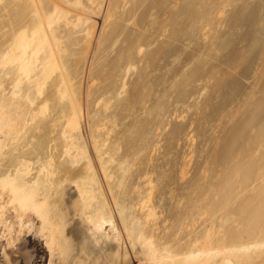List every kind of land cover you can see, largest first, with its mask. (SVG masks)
Listing matches in <instances>:
<instances>
[{"label":"bare ground","instance_id":"bare-ground-1","mask_svg":"<svg viewBox=\"0 0 264 264\" xmlns=\"http://www.w3.org/2000/svg\"><path fill=\"white\" fill-rule=\"evenodd\" d=\"M166 1L173 4L166 7L171 16V29H168L169 33L166 31L169 35L164 36L168 42H164L161 51L157 50L158 66L160 60L164 66L172 65L164 61L178 49L175 42L179 39L172 27V24L177 23L175 17L178 13L186 14L178 25L181 30L187 29L183 36L190 40V31L194 26V0H0L2 264H18L20 261L31 264L34 256L26 249L27 244L35 249L40 264L43 260L48 261V264H264V158H257L260 148L264 147V135L258 139L253 137L256 140L255 149L248 151L247 147L243 150L241 154L248 151L241 157L243 162H240L241 158L238 160L237 156L241 155L238 152L236 163L229 165L227 175L223 174L218 186L197 193L184 208L176 205L180 211L168 215L171 223L165 216L164 223L168 224L161 226L156 206L153 205L154 188L148 190L152 188L147 189L143 185L147 190H141L144 192L141 193L138 190L142 187L136 188V184L139 202L126 205L123 201L118 204L119 200L117 202L112 192L113 185L110 184L114 181V171L111 172L110 167L118 160L122 146L121 141L117 142V137L113 140L114 135H119L117 128H113L118 126H115L116 118L111 122L107 113L114 98L103 99L104 95L97 94L96 87L89 85L85 89L86 98L91 101L97 95L93 104L96 102V107L107 116L100 117L99 112L90 116L86 140L81 133L80 116L84 110L87 115L91 114L90 105H84L80 100L74 105L69 99L68 85L75 77L71 67L77 65L71 57L83 59L89 50H93L94 59L96 53L102 50L104 41L114 36V32L106 34L107 24L113 19L128 20L129 15L135 14L130 5L140 8L143 18L150 12L146 2L153 6V2L165 4ZM179 1L182 4L180 10L177 8ZM104 3L108 5L105 10ZM198 9L204 10L205 7L200 5ZM101 13L103 22L96 39L97 20L94 17L99 19ZM206 14L207 11H204ZM136 26L139 27L138 24ZM143 37V33L134 37L138 55L145 50L143 46L146 40ZM81 44L84 50L78 52ZM133 48L128 49V56L124 57L128 60L124 68L126 74L136 67L132 64ZM119 56L120 61L124 59L123 53ZM146 65L152 66L155 71L160 69L151 62ZM174 68L172 66L169 69L173 77ZM89 72L88 81H91L92 74ZM190 76L184 79L188 80ZM150 78H146L147 81L151 80L155 84V80ZM124 82L122 79L119 86L123 90L116 94L120 104L125 100L120 99L124 95ZM134 82L139 84L140 79ZM177 83V80L171 81V93L175 91ZM72 88H75L73 84ZM158 108L163 109L162 103L158 104ZM109 123L113 126H107ZM129 136L135 140L137 135ZM140 142L138 144L143 150L144 145ZM136 156L135 159H138ZM254 158L256 163L253 162ZM132 162L129 158L126 163L129 169L133 167ZM122 163L116 166L120 169L117 173H121L118 177L122 179L117 181L116 178L117 187L124 185H121L123 179L126 180L128 173H131ZM150 177L152 179V175ZM249 186L252 190H246ZM120 188L117 190L123 194L127 192L123 190L124 187ZM107 193L109 198L106 197Z\"/></svg>","mask_w":264,"mask_h":264},{"label":"rangeland","instance_id":"rangeland-1","mask_svg":"<svg viewBox=\"0 0 264 264\" xmlns=\"http://www.w3.org/2000/svg\"><path fill=\"white\" fill-rule=\"evenodd\" d=\"M166 2L165 4L153 2V6L146 2L150 12L143 18L139 11L140 8L137 9L130 5V9L133 8L132 10L135 13L133 16L129 15L127 17L128 20L122 18V20L116 19L114 21L113 19L109 22L106 34L114 32V36H110L109 39L104 41L102 50L96 53L94 59L92 56L93 50H89L88 54L83 56V59L79 56L71 57V59L74 58L77 65H72L71 67L74 69L72 71L75 72V77L71 79V84L68 85L67 91L69 99L74 105H76L77 100H80L83 104L88 103L90 105L89 113L91 114L87 115L84 110L80 116L81 133L84 140L89 135L88 118L97 112H99L100 117L106 115V113L103 115V112L99 110L100 108L96 107V102L95 105L93 104L97 95L90 101V99L86 98L85 89L89 86L92 88L96 87L97 94L104 95L102 96L104 97L103 99H116V101L112 100L111 109L107 112L110 116V121L116 120L115 126L118 125L113 128L121 130L118 131L116 129L119 135L116 134L113 137L115 138L113 140L118 138L117 142L121 141L122 147L118 160L114 162L115 164L112 163L114 165L110 167V171H114V181L110 182L111 186L113 185L114 191L112 192L117 198V202L119 200L118 204L124 201L125 204L134 205L140 200L138 191L143 190L146 192L148 187L152 188L148 190H153L154 188L153 205L156 206V213H158L157 217L161 226L168 224V222L164 223L165 216L171 213L174 215L180 211L176 205L184 208L190 200L194 199L197 193L209 190L212 186H218L223 176L227 175L230 169L229 165L232 166V164L236 163V155L241 154L247 147L248 151L254 150L256 142L254 139L263 138L264 135V0H194V26L193 30L190 31V40L186 39L187 36H183L185 32L187 33V29L185 31L181 30L180 24L178 25V23H182L186 14L178 13L177 17H175L177 23L172 24L175 35L179 39L175 42L178 49L164 61L166 64L172 65L164 66L163 61L160 60V65L158 66L159 59L156 54L164 47V42L168 40L164 36L169 35L168 31L171 29L169 24L171 16L166 10L169 3L168 1ZM106 4L104 3L103 10L108 6ZM171 5L173 4H169V6ZM200 5H204L205 9L199 10L198 7ZM177 6L178 10H180L181 7L179 6H182L180 1ZM204 11H207L206 15H204ZM100 17L99 19L94 17V20H97L96 30L98 34L96 31V35H94L96 39L102 26L103 13H101ZM113 21L117 24L116 28ZM160 24L162 27H160ZM140 33L144 34L143 38L146 40L143 46L145 49H143V53H146L143 58L144 54L138 55L135 50L137 45L134 46V37ZM95 43L97 44L96 40ZM121 43L122 45H120ZM189 43L190 45L188 46ZM79 47L78 52L84 50L82 44ZM90 48L93 49L92 46ZM130 48L134 49V51H132L133 49L131 50V55L132 64L136 67H132V70H129L130 72L126 74L124 68H126L125 64L128 60H125L124 57L128 56L127 52ZM120 53L124 54L122 58L125 61L118 59ZM145 57L146 59H144ZM138 60L139 62H137ZM172 61L175 62L172 63ZM148 62L154 64L155 68L160 69L155 71L152 66L146 65ZM143 65H145L144 68ZM169 66L171 68L172 66L175 67V77L170 75L169 69L171 68ZM88 72L92 74L93 80L91 79V81H88ZM150 74L151 76H149ZM188 75H191L189 79H184ZM136 78L140 79L141 85L140 82L139 84L134 82L137 80ZM146 78H153L152 81L155 80V84L151 80L150 82L149 80L147 81ZM122 79L125 80V90L123 92L124 95L122 94L123 96L120 99L125 100L120 104L117 102L116 94L118 95V92L123 90L119 86L122 84ZM163 79L164 81L166 80V83L162 81ZM159 80L160 82H157ZM174 80H177L178 83L175 91L171 93L169 88L171 81L173 82ZM72 84L75 86L74 89ZM149 86L150 89L148 88ZM151 87L153 88L151 89ZM108 89L111 91L110 94ZM73 93L76 94L74 95ZM144 95L146 96L144 97ZM141 96L146 101L141 99ZM159 103H162L163 109L158 108ZM113 115L114 117H112ZM113 118L116 119L114 120ZM137 119L139 120L138 122H136ZM49 121L52 122V119H49ZM109 124L107 126H113L111 123ZM120 125L121 127H119ZM140 126H142L141 129ZM56 129L59 130L58 128ZM137 131L142 136L144 135L143 138L141 135V137L138 136ZM129 133L131 135L136 134L137 138L134 136V140L133 136H129ZM139 139L145 140L143 141L145 143L140 142ZM132 141L135 142L132 143ZM139 142L144 145L143 150L140 149L141 144H138ZM247 142L248 144H246ZM136 145L139 146L137 147ZM133 146L142 150L139 151L138 149L141 155L138 154L137 149H133ZM259 151V157L257 158H264V147L260 148ZM244 154L237 156L238 160ZM133 155L139 158L135 159ZM129 158L130 161L131 159L133 160L134 169L132 166L130 167L131 169L128 168L130 162L126 166ZM127 159L128 161H126ZM254 159L253 162L256 163V158ZM134 160L137 161L134 162ZM146 160L152 162L150 163ZM243 160L241 158L240 162H243ZM145 162L148 166H145ZM119 163L126 166L131 173H128L127 176L125 175L126 180L124 178L123 183H121V185H124L117 187V181L119 179L122 180L119 178L121 173H117L120 170L117 168L120 166H118ZM260 163L258 161V164ZM263 164L264 159L262 160ZM147 175L149 176L146 178ZM151 175L154 181L151 179ZM116 178L117 181H115ZM144 178L145 181L143 180ZM148 178L152 180L151 184L153 182L154 184L157 183L156 186L153 184L155 187L149 184L151 180H148ZM126 181L127 186H125ZM136 184V188H142L140 190L135 189ZM120 187H124L123 190H127V192L123 194L117 190ZM250 187L246 188V190H252V187ZM143 191L141 193H144ZM127 194H129L131 199ZM106 197L109 198L108 193ZM185 211H188V209ZM115 218L117 219L116 215ZM115 218H113V221H115ZM166 218L170 219L169 216ZM108 230L109 228H107V232ZM26 249L34 256L31 264H40L41 260L38 259L34 252L35 249L29 244L26 245ZM2 261L3 254L0 247V264H2ZM44 263L48 264V261L43 260L42 264ZM18 264L24 263L20 261Z\"/></svg>","mask_w":264,"mask_h":264}]
</instances>
